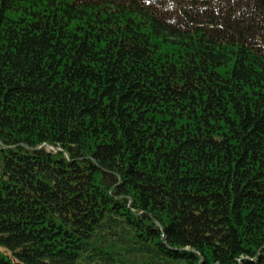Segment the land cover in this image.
I'll return each instance as SVG.
<instances>
[{
  "label": "trees",
  "instance_id": "trees-1",
  "mask_svg": "<svg viewBox=\"0 0 264 264\" xmlns=\"http://www.w3.org/2000/svg\"><path fill=\"white\" fill-rule=\"evenodd\" d=\"M0 264H264V0H0Z\"/></svg>",
  "mask_w": 264,
  "mask_h": 264
},
{
  "label": "water",
  "instance_id": "water-1",
  "mask_svg": "<svg viewBox=\"0 0 264 264\" xmlns=\"http://www.w3.org/2000/svg\"><path fill=\"white\" fill-rule=\"evenodd\" d=\"M53 149H55V150H58V149H56V148H54V147H52ZM59 151V150H58Z\"/></svg>",
  "mask_w": 264,
  "mask_h": 264
}]
</instances>
